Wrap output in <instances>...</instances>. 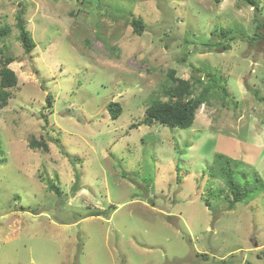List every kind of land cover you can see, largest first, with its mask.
Here are the masks:
<instances>
[{"label":"rangeland","instance_id":"rangeland-1","mask_svg":"<svg viewBox=\"0 0 264 264\" xmlns=\"http://www.w3.org/2000/svg\"><path fill=\"white\" fill-rule=\"evenodd\" d=\"M259 5L257 17L244 0H0V71L10 56L19 80L0 109V264H264V39L204 47L221 28L264 35ZM192 68L228 97L188 129L142 124L169 100L168 72ZM218 154L243 164L241 181L261 179L232 210L209 172Z\"/></svg>","mask_w":264,"mask_h":264},{"label":"trees","instance_id":"trees-1","mask_svg":"<svg viewBox=\"0 0 264 264\" xmlns=\"http://www.w3.org/2000/svg\"><path fill=\"white\" fill-rule=\"evenodd\" d=\"M244 2L253 8L257 14V17L262 13V8L259 5V0H244ZM21 10L17 15V29L19 31L18 40L21 43L26 53L33 52L37 44L33 40L30 31L25 24L26 7L25 4H20ZM259 21V18H257ZM262 24L257 26L255 35L250 38H244L239 32L233 29H220V35L216 43H206L204 47L210 49L227 50L230 47V43L238 39L246 41L248 44L253 45L256 42L264 39V35L259 32ZM132 27L138 35H142L145 29V22L140 18H132ZM10 33V28L5 27L0 29V37H6ZM213 36L217 37L216 34ZM15 60L8 56L3 60L2 69L0 71V109H3L9 104L12 94L10 89L15 88L18 85V76L9 67ZM193 72L198 75L192 76V79L185 80L176 77V72L170 70L168 72V78L171 80L169 88L164 90L165 96L169 98L168 101H154L146 109V117L142 121V124L152 126L155 123L161 125H167L179 129H188L196 122V115L202 105L208 104L214 94L218 91L223 96V99L228 97V93L221 82L215 79L213 76L207 77L208 81L204 84V79L201 76V70L192 68ZM201 86L203 90L195 95V87ZM113 119H118L123 113V108L119 103H110L108 105ZM135 127V126H133ZM32 148H42L45 151L49 150L48 144L45 142H37L32 140L30 143ZM4 150L2 143L0 142V154H3ZM66 154V153H65ZM67 155V154H66ZM73 164L76 163L75 159H71ZM212 177L216 178L220 176L226 183L228 189L231 192L232 200H229V210H232L237 203H240L248 199L256 190L257 180L260 181V177H256V182L241 181L240 176L244 173L243 164L236 162L231 158L225 157L223 154L216 156L215 165L210 168L209 171ZM50 190L54 192L58 197H62L63 193L57 186H50ZM206 206L210 207V202H206ZM100 216V215H97Z\"/></svg>","mask_w":264,"mask_h":264},{"label":"water","instance_id":"water-1","mask_svg":"<svg viewBox=\"0 0 264 264\" xmlns=\"http://www.w3.org/2000/svg\"><path fill=\"white\" fill-rule=\"evenodd\" d=\"M211 229H214V224H212V227H211Z\"/></svg>","mask_w":264,"mask_h":264}]
</instances>
